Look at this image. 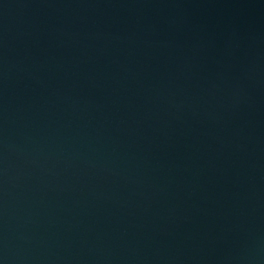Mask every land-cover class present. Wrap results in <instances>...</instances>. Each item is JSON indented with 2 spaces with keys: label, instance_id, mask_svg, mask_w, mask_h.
<instances>
[{
  "label": "water",
  "instance_id": "1",
  "mask_svg": "<svg viewBox=\"0 0 264 264\" xmlns=\"http://www.w3.org/2000/svg\"><path fill=\"white\" fill-rule=\"evenodd\" d=\"M0 264H264V0H0Z\"/></svg>",
  "mask_w": 264,
  "mask_h": 264
}]
</instances>
